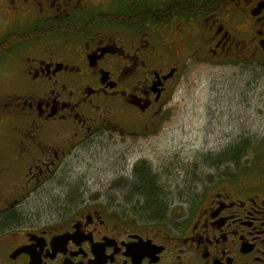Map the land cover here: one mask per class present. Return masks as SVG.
I'll return each mask as SVG.
<instances>
[{"label":"flooded vegetation","instance_id":"obj_1","mask_svg":"<svg viewBox=\"0 0 264 264\" xmlns=\"http://www.w3.org/2000/svg\"><path fill=\"white\" fill-rule=\"evenodd\" d=\"M191 58L264 72V0H0V264H264V164L142 226L134 191L72 180L109 133L161 126Z\"/></svg>","mask_w":264,"mask_h":264},{"label":"rangeland","instance_id":"obj_2","mask_svg":"<svg viewBox=\"0 0 264 264\" xmlns=\"http://www.w3.org/2000/svg\"><path fill=\"white\" fill-rule=\"evenodd\" d=\"M241 142L250 152L232 163L225 153ZM102 144L74 157L72 180H89L93 190L105 186L108 191H134L129 195L128 212L140 226L154 222L156 213L147 211V199L137 188L145 175L156 184L164 207L161 215L165 216L177 210L174 208L186 190H191L196 177L213 178L223 164L230 165L231 172V165L246 168L264 164V72L236 63L184 60L161 126L155 130L138 128L137 133L124 138L109 133ZM61 174L54 182L59 201L68 197L67 188L72 191L77 187L68 185ZM37 202L48 208L51 198L41 197Z\"/></svg>","mask_w":264,"mask_h":264},{"label":"trees","instance_id":"obj_3","mask_svg":"<svg viewBox=\"0 0 264 264\" xmlns=\"http://www.w3.org/2000/svg\"><path fill=\"white\" fill-rule=\"evenodd\" d=\"M249 152V146L246 143L241 142L228 150V153H225V155L232 163H238L243 156L249 154ZM140 179L137 188L139 194L145 196L147 199V211L150 213H156L157 217L161 216L164 207L160 201V197L157 195L155 182H152L147 175Z\"/></svg>","mask_w":264,"mask_h":264}]
</instances>
